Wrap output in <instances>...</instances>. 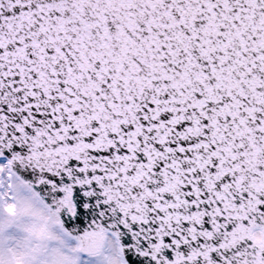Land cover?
<instances>
[{
    "label": "snow or ice",
    "instance_id": "6c2138e0",
    "mask_svg": "<svg viewBox=\"0 0 264 264\" xmlns=\"http://www.w3.org/2000/svg\"><path fill=\"white\" fill-rule=\"evenodd\" d=\"M0 264H264V0H0Z\"/></svg>",
    "mask_w": 264,
    "mask_h": 264
}]
</instances>
